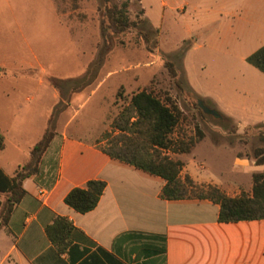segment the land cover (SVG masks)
I'll return each mask as SVG.
<instances>
[{"label": "rangeland", "instance_id": "374dc122", "mask_svg": "<svg viewBox=\"0 0 264 264\" xmlns=\"http://www.w3.org/2000/svg\"><path fill=\"white\" fill-rule=\"evenodd\" d=\"M103 8L102 0L0 2V56L14 63L20 54L23 61L22 75L2 82L20 89L3 112L12 123L3 133L10 169L25 164L26 152L49 135L54 153L64 135L88 142L118 135L114 120L146 91L182 110L173 140L203 136L191 153L173 159L239 188V195L251 193L253 175L263 169L240 173L234 165L237 157L255 161V152L264 150V74L247 62L264 48V0L130 1V20L145 22L113 37L99 56Z\"/></svg>", "mask_w": 264, "mask_h": 264}, {"label": "crops", "instance_id": "0c3cea01", "mask_svg": "<svg viewBox=\"0 0 264 264\" xmlns=\"http://www.w3.org/2000/svg\"><path fill=\"white\" fill-rule=\"evenodd\" d=\"M0 2L9 5L11 0ZM18 55L14 63L9 62L11 56H0L3 137L12 125L5 121V105L20 89L2 82L22 75ZM4 143L0 170L15 178L31 162L33 148L26 152L25 164L17 162L11 170L4 155L5 137ZM102 143L64 135L57 152L48 149L43 154L38 174L22 181L24 195L12 211L13 194L0 193V264H264V220L221 223L220 206L209 200H165V180L112 159L101 151ZM253 165L258 166L237 157L234 167L243 173ZM258 167L264 173V165ZM199 168L206 170L202 164ZM183 171L197 185L217 186L230 197L241 191L199 175L188 162ZM92 180L104 181L107 187L97 207L81 214L65 198ZM59 217L74 227L64 252L46 232Z\"/></svg>", "mask_w": 264, "mask_h": 264}, {"label": "trees", "instance_id": "16d2710c", "mask_svg": "<svg viewBox=\"0 0 264 264\" xmlns=\"http://www.w3.org/2000/svg\"><path fill=\"white\" fill-rule=\"evenodd\" d=\"M112 1L102 0L104 8L101 24L104 46L99 56L109 51L113 37L122 36L133 29L139 30L140 25L145 22L144 19L138 22L130 20L129 2L134 0H128L121 6ZM144 14L145 11L142 9L141 15ZM139 35L150 39V34L143 31H140ZM247 62L264 74V48L248 57ZM100 65V61L94 62L93 69H99ZM168 66L176 76L173 66L171 64ZM89 73L91 74V71ZM167 101L168 103H165L146 91L135 94L130 104L113 122V128L119 134L116 136L106 134L102 141H106L107 144L100 147L101 151L112 159L165 180L166 185L162 191V198L165 200H209L220 206L219 222L221 223L264 220V173L253 175L251 194L242 193L237 197L228 196L217 186L197 185L189 176L181 178L185 164L179 159H173L171 154L191 153L203 136L199 135L197 140H173L171 136L184 115L170 99ZM262 138L264 141V136ZM51 140L52 135L46 136L44 141L33 147L31 162L24 166L15 178L7 177L0 170V193L11 192L13 194V204L9 211L13 210L14 204L18 203L24 195L22 181L38 174L42 156L48 150ZM4 146V137L0 132V152ZM255 163L258 166L264 165L263 149L255 152ZM106 187L104 181H89L84 187L71 190L65 198V203L81 214L89 213L97 207ZM1 206L0 201V209ZM73 230L74 227L69 221L59 217L47 227L46 232L58 250L64 252L70 245Z\"/></svg>", "mask_w": 264, "mask_h": 264}, {"label": "water", "instance_id": "95a60500", "mask_svg": "<svg viewBox=\"0 0 264 264\" xmlns=\"http://www.w3.org/2000/svg\"><path fill=\"white\" fill-rule=\"evenodd\" d=\"M199 107L203 110V111H208L207 108L202 104V102H199Z\"/></svg>", "mask_w": 264, "mask_h": 264}, {"label": "flooded vegetation", "instance_id": "af4514ba", "mask_svg": "<svg viewBox=\"0 0 264 264\" xmlns=\"http://www.w3.org/2000/svg\"><path fill=\"white\" fill-rule=\"evenodd\" d=\"M212 112V111H211Z\"/></svg>", "mask_w": 264, "mask_h": 264}]
</instances>
